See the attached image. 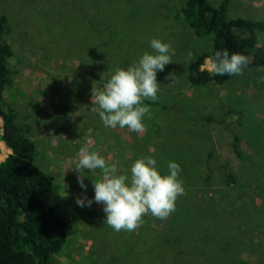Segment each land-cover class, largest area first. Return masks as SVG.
Segmentation results:
<instances>
[{"label": "rangeland", "instance_id": "374dc122", "mask_svg": "<svg viewBox=\"0 0 264 264\" xmlns=\"http://www.w3.org/2000/svg\"><path fill=\"white\" fill-rule=\"evenodd\" d=\"M185 1L0 0L2 38L12 50L2 100L28 126L32 163L53 180L43 198L66 220L50 264H264V65L219 84L189 83L186 66L210 50V40L182 19ZM226 16L264 19V0H229ZM152 38L175 49L173 62L157 72V101L168 102H145L151 118L142 133L105 127L92 87L152 52ZM208 58L200 68L208 70ZM169 72L177 82L169 83ZM1 124L0 161L10 152ZM88 141L120 174L130 176L140 156H154L162 174L177 162L185 194L175 211L114 231L93 199L100 170L84 169L86 187L78 183L77 154ZM81 196L93 199L90 207L76 203Z\"/></svg>", "mask_w": 264, "mask_h": 264}, {"label": "trees", "instance_id": "16d2710c", "mask_svg": "<svg viewBox=\"0 0 264 264\" xmlns=\"http://www.w3.org/2000/svg\"><path fill=\"white\" fill-rule=\"evenodd\" d=\"M228 2L220 0L212 5L207 0H186L178 10L196 35L210 40V50L186 66V80L193 85L219 84L231 77L200 68L204 57L216 51L241 53L248 57V65H264V19L227 18ZM3 22L0 16L1 140L10 152L0 161V264H50L64 244L66 220L57 204L43 198L53 180L32 163L34 144L28 137V126L19 123L17 112L2 100L12 73L8 68L12 50L2 38ZM145 102L161 107L168 101Z\"/></svg>", "mask_w": 264, "mask_h": 264}, {"label": "clouds", "instance_id": "9594fccd", "mask_svg": "<svg viewBox=\"0 0 264 264\" xmlns=\"http://www.w3.org/2000/svg\"><path fill=\"white\" fill-rule=\"evenodd\" d=\"M152 52L145 51L137 61L127 67H117L99 89L92 87L91 101L96 106L105 127H127L142 133L146 130L144 119L151 118V110L145 101H156L160 90L157 72L164 71L173 62L175 49L159 38L150 41ZM188 57L192 58L189 52ZM208 71L212 75H242L248 57L241 53L229 54L227 49L216 51L208 58ZM169 83L177 82L176 73L166 76ZM76 171L81 188H85L84 169L100 170V178L93 181L94 201L103 204L104 222L114 231H134L143 223V217L151 214L160 220L167 219L175 211L176 200L185 194L183 181L179 178L181 166L168 162V172L162 174L154 156L135 158L130 176L120 174L115 163H108L98 151L92 150L91 141L78 151ZM93 199L78 197L80 207L91 206Z\"/></svg>", "mask_w": 264, "mask_h": 264}]
</instances>
